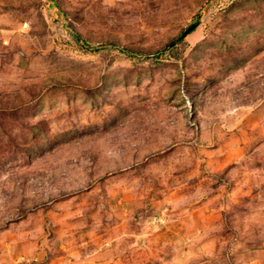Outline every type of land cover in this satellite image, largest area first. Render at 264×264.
<instances>
[{
	"label": "rangeland",
	"instance_id": "374dc122",
	"mask_svg": "<svg viewBox=\"0 0 264 264\" xmlns=\"http://www.w3.org/2000/svg\"><path fill=\"white\" fill-rule=\"evenodd\" d=\"M0 264H264V0H0Z\"/></svg>",
	"mask_w": 264,
	"mask_h": 264
},
{
	"label": "trees",
	"instance_id": "16d2710c",
	"mask_svg": "<svg viewBox=\"0 0 264 264\" xmlns=\"http://www.w3.org/2000/svg\"><path fill=\"white\" fill-rule=\"evenodd\" d=\"M203 9L204 8H202V10H200L198 12V15H202ZM72 35L74 37L75 42L81 44L82 46L88 47V45L80 37H78L77 34L72 33ZM106 47L116 48V49H118V50H120V51H122L123 53H126V54H130V55L134 54V53L128 51L127 49H123V48L119 47L118 45H115V44H112V43L100 44V45H97V46H94V47H88V48L90 50H93V51H98L99 49L106 48Z\"/></svg>",
	"mask_w": 264,
	"mask_h": 264
},
{
	"label": "water",
	"instance_id": "95a60500",
	"mask_svg": "<svg viewBox=\"0 0 264 264\" xmlns=\"http://www.w3.org/2000/svg\"><path fill=\"white\" fill-rule=\"evenodd\" d=\"M196 26V24H192L190 25L183 33H182V37L185 36L187 33H189L194 27Z\"/></svg>",
	"mask_w": 264,
	"mask_h": 264
}]
</instances>
